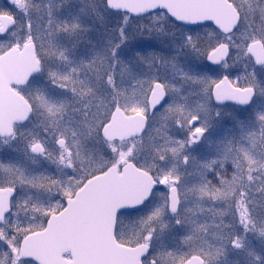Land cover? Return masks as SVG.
Instances as JSON below:
<instances>
[{
    "label": "snow or ice",
    "instance_id": "obj_1",
    "mask_svg": "<svg viewBox=\"0 0 264 264\" xmlns=\"http://www.w3.org/2000/svg\"><path fill=\"white\" fill-rule=\"evenodd\" d=\"M0 264H264V0H0Z\"/></svg>",
    "mask_w": 264,
    "mask_h": 264
}]
</instances>
